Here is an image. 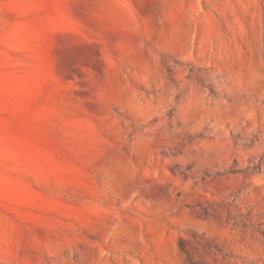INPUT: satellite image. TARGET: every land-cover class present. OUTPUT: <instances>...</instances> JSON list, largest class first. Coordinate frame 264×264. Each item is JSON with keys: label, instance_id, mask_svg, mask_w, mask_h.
<instances>
[{"label": "rangeland", "instance_id": "1", "mask_svg": "<svg viewBox=\"0 0 264 264\" xmlns=\"http://www.w3.org/2000/svg\"><path fill=\"white\" fill-rule=\"evenodd\" d=\"M0 264H264V0H0Z\"/></svg>", "mask_w": 264, "mask_h": 264}]
</instances>
